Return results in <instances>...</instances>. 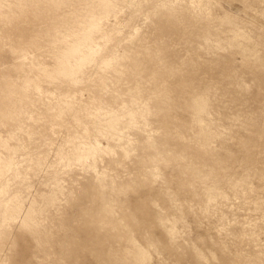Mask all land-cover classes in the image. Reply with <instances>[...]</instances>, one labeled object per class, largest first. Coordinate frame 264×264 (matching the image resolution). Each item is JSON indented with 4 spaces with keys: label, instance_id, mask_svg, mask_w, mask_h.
I'll return each instance as SVG.
<instances>
[{
    "label": "rangeland",
    "instance_id": "obj_1",
    "mask_svg": "<svg viewBox=\"0 0 264 264\" xmlns=\"http://www.w3.org/2000/svg\"><path fill=\"white\" fill-rule=\"evenodd\" d=\"M0 264H264V0H0Z\"/></svg>",
    "mask_w": 264,
    "mask_h": 264
}]
</instances>
